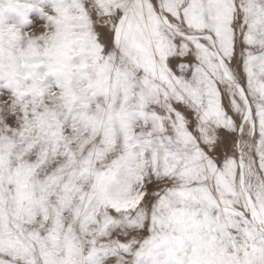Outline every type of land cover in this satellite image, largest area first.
<instances>
[{"label":"snow or ice","instance_id":"obj_1","mask_svg":"<svg viewBox=\"0 0 264 264\" xmlns=\"http://www.w3.org/2000/svg\"><path fill=\"white\" fill-rule=\"evenodd\" d=\"M0 264H264V0H0Z\"/></svg>","mask_w":264,"mask_h":264}]
</instances>
